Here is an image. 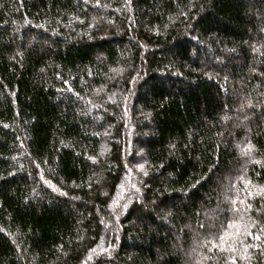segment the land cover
<instances>
[{
    "label": "trees",
    "instance_id": "16d2710c",
    "mask_svg": "<svg viewBox=\"0 0 264 264\" xmlns=\"http://www.w3.org/2000/svg\"><path fill=\"white\" fill-rule=\"evenodd\" d=\"M0 264H264V0H0Z\"/></svg>",
    "mask_w": 264,
    "mask_h": 264
},
{
    "label": "snow or ice",
    "instance_id": "6c2138e0",
    "mask_svg": "<svg viewBox=\"0 0 264 264\" xmlns=\"http://www.w3.org/2000/svg\"><path fill=\"white\" fill-rule=\"evenodd\" d=\"M249 151H251V148H249ZM221 240L223 241V237H221Z\"/></svg>",
    "mask_w": 264,
    "mask_h": 264
}]
</instances>
